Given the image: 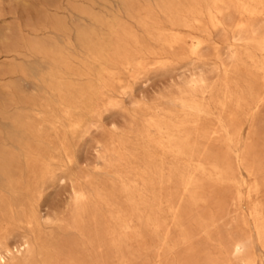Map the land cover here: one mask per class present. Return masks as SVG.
<instances>
[{"label":"rangeland","instance_id":"obj_1","mask_svg":"<svg viewBox=\"0 0 264 264\" xmlns=\"http://www.w3.org/2000/svg\"><path fill=\"white\" fill-rule=\"evenodd\" d=\"M19 173L5 264H264V0H0Z\"/></svg>","mask_w":264,"mask_h":264},{"label":"bare ground","instance_id":"obj_2","mask_svg":"<svg viewBox=\"0 0 264 264\" xmlns=\"http://www.w3.org/2000/svg\"><path fill=\"white\" fill-rule=\"evenodd\" d=\"M215 1V0H214ZM177 33V32H176ZM61 99V98H60ZM61 103V102H60ZM201 104V103H200ZM61 108V107H60ZM63 109V108H62ZM64 110V109H63ZM63 112V111H62ZM65 112V110H64ZM63 112V113H64ZM62 113V114H63ZM235 115V114H234ZM228 118V117H227ZM196 121V120H195ZM187 124V123H185ZM195 125V124H194ZM225 126V125H224ZM33 127V126H32ZM40 127V126H39ZM55 126L51 127L54 129ZM197 127V125H196ZM227 128V127H226ZM193 132V131H192ZM190 135V134H189ZM229 137V136H228ZM230 138H234L231 137ZM188 140V139H187ZM233 140V139H232ZM191 141V139H190ZM231 141V140H230ZM238 142V140H237ZM157 145V144H156ZM182 151V150H181ZM185 151V150H184ZM183 151V152H184ZM239 154V153H238ZM237 155V154H236ZM67 156V155H66ZM239 156V155H238ZM14 158V157H13ZM12 158V159H13ZM239 159V158H238ZM240 160V159H239ZM240 162V161H239ZM31 164L30 168L27 171V176L30 179V182H35L36 180H39L42 178L43 174L45 173V170L42 167V164H40L37 161H31L29 162ZM25 164V163H24ZM154 166V165H152ZM41 168V170L39 169ZM39 169V170H38ZM172 170V168H171ZM174 171V170H173ZM172 172V171H171ZM170 172V173H171ZM184 176V175H183ZM208 177V176H207ZM162 178V177H161ZM5 179V177H4ZM211 179V178H210ZM7 180V179H6ZM242 180V179H241ZM8 181V180H7ZM189 185V184H188ZM22 186V176L21 173L18 174L17 178L12 182V185L10 187L11 191L15 193V202L7 201L3 197H1L0 194V264H5L7 258L14 259L15 256L20 253L21 249L29 248V241L27 239H24L19 246L15 247L14 250L12 248H9L6 243H1V240L5 237L7 231L9 230L10 222L15 219V214L20 216L26 222L29 226H34L37 223V217L35 214V210L33 208L32 203L29 200H22L19 197H17V192L20 191V188ZM195 189V187H194ZM247 192V191H246ZM24 193V192H22ZM75 200L78 203V205H84L87 201L86 195L83 192H77L75 195ZM100 200V199H99ZM246 200V199H245ZM253 205V204H252ZM112 206V205H111ZM82 207V206H81ZM80 207H78L79 209ZM101 212V211H100ZM259 216V215H257ZM258 222V221H257ZM262 222V221H261ZM260 222V223H261ZM262 226V224H261ZM260 229V227H259ZM258 229V230H259ZM113 234V233H112ZM257 234V232H256ZM151 237V236H150ZM257 237V236H256ZM264 239V238H262ZM257 241V240H256ZM260 242V240H258ZM261 244V243H260ZM264 244V243H262ZM91 246V245H90ZM14 248V247H13ZM20 248V249H19ZM236 248V247H235ZM240 248L239 245H237V249ZM24 249V250H25ZM262 249V247H261ZM235 250V249H234ZM23 252V251H22ZM235 252V251H233ZM15 253V254H14ZM233 254V253H232ZM234 255V254H233ZM8 261V260H7Z\"/></svg>","mask_w":264,"mask_h":264}]
</instances>
